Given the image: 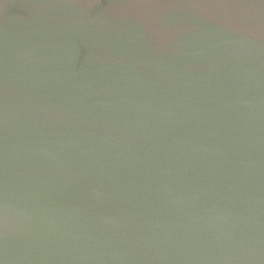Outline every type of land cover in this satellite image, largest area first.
I'll use <instances>...</instances> for the list:
<instances>
[{"label":"water","instance_id":"95a60500","mask_svg":"<svg viewBox=\"0 0 264 264\" xmlns=\"http://www.w3.org/2000/svg\"><path fill=\"white\" fill-rule=\"evenodd\" d=\"M0 264H264V0H0Z\"/></svg>","mask_w":264,"mask_h":264}]
</instances>
